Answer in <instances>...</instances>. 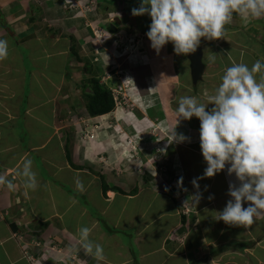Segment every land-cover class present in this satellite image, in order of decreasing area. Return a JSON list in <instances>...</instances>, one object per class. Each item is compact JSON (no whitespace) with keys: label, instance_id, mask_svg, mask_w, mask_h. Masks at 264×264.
Segmentation results:
<instances>
[{"label":"crops","instance_id":"obj_1","mask_svg":"<svg viewBox=\"0 0 264 264\" xmlns=\"http://www.w3.org/2000/svg\"><path fill=\"white\" fill-rule=\"evenodd\" d=\"M63 5H86L87 14L85 16L83 10L81 16L72 8L63 16ZM140 5L141 0H0V39L9 42L8 56L0 59V264H70L74 258L86 264H134L133 254L123 239L133 228L140 264H208L207 259L212 255L213 248L230 243L224 242L213 248L209 244L215 238L214 232L222 234L232 226L224 223L214 231L210 227L211 222L214 223L218 218V212L232 199L228 195L230 184H240L235 175H228L227 169L214 177L201 179L202 182L199 179L193 204L196 209H200L199 203L203 206L200 221L198 220L200 223L197 225L190 217L191 213L181 211L178 206H171L164 194L143 189L137 184L136 190L129 192L122 185L117 187L116 181L107 179L104 181L109 187L107 191H99L98 186L92 191L94 179L90 174L92 170H96L92 163L105 162L101 155L106 157V152L111 156L112 152L120 153L115 146H118L119 140L125 139L121 137L122 133L131 137L124 128L133 129L137 134L135 143L147 149L149 143L158 137L157 133L151 131L155 125L152 118L147 117L144 121L140 118L136 120L133 116L129 119L132 125L121 118L118 121L119 129H96L101 133L99 141L92 139L89 133L83 135L80 122L66 131L70 135L69 140L66 136H57L54 124L48 125L49 122L56 121L58 116L57 121L60 122V115L63 116L66 111L65 106L68 104L62 106V100L57 99L64 98L62 95L68 93L66 90L72 83L85 78V74L79 70L81 78L76 76L74 81L70 74L72 70L67 68L72 67L71 57H89V53L95 49L97 37H94L91 30L93 25L103 31L105 27L115 25V32L110 31L112 34L120 31L140 33L145 46L142 45L140 51L149 58L144 69L151 66V60L155 63V57L159 60L158 63L161 59L165 60L162 64L166 63L167 75H172L169 70L173 63L183 59L190 67L187 54L177 55L172 43L159 53L152 48L151 41L145 35L150 30L151 17L132 14V9L139 8ZM57 25L64 29V40L59 38L55 29ZM226 27L227 35L224 38L201 39L200 46L203 48V61L206 65L202 79L203 90L218 86L233 60L243 61L251 67L258 59L264 58V17L245 20L234 15L233 22ZM60 30L58 31L61 32ZM50 31L56 34L52 35ZM47 38L54 43L53 51L45 47ZM75 39L77 48L79 42L82 43L76 55L72 52V45L67 46V42H74ZM59 42L60 46H55ZM67 64L70 65L66 66ZM211 65L215 66L213 71ZM209 94L207 96H211ZM212 107L214 105H209V110ZM151 108L152 105H149L150 112L153 111ZM111 112L91 116L90 119L96 122L104 120L100 126L105 127L107 121L103 116H108ZM193 118L188 120V132L182 133L189 138L184 143L195 145L194 151L198 158L192 164L193 167L190 165V170L191 174L193 169L198 171V174L195 172L193 175L199 178L203 177L207 163L200 147L201 122L198 119L196 125ZM21 121L24 123V131L17 133ZM143 129L148 130L144 136L139 133ZM62 137L65 143L62 142ZM27 138L29 149L38 157L35 154V157L31 156L29 150L23 149ZM68 146L74 151L76 159L72 155L69 158L66 149ZM36 158L41 160L42 167L38 166ZM28 160L32 162L31 171L36 177L35 189L26 187L28 178L23 175L24 164ZM135 166L130 168L137 169ZM43 167L45 173L41 172ZM46 177L55 178L57 184ZM97 179V184L103 187L104 182L100 177ZM124 179L122 181L125 185L132 183L128 178ZM8 182L14 188L10 189ZM65 186L86 195L94 203L92 205L105 214L116 228H112V234L100 226L98 219ZM198 196L201 198L197 200ZM210 196L214 198L209 199ZM248 203L250 202H245L244 206L247 207ZM211 208L214 211H210ZM162 224L165 228L161 232L159 228ZM82 227L90 228L89 239L103 247V259L98 260L86 253L78 231ZM191 237L196 244L192 245ZM177 238L180 240L179 245L175 241ZM214 260L216 258L211 257L210 263H214Z\"/></svg>","mask_w":264,"mask_h":264},{"label":"rangeland","instance_id":"obj_2","mask_svg":"<svg viewBox=\"0 0 264 264\" xmlns=\"http://www.w3.org/2000/svg\"><path fill=\"white\" fill-rule=\"evenodd\" d=\"M72 8H75L77 12H79V15L82 14L83 10L85 12V16L87 14L86 5H77L76 7H73L72 5H63V16H65L66 12H68L67 10H70ZM54 27L55 26H53L52 28L54 29ZM105 28L106 29L103 31V29H101L100 27H96V25H93V29L91 30L94 33V37H97V41L95 43V49L89 53V57H71V62L73 63H71V65L74 68L70 66L67 69H69L70 71L72 70L70 74L72 77H74V81L76 76L78 78H81L79 70L83 72V75L85 74V78L72 83L71 87L66 90L68 91V93L62 95L64 96V98L57 99L62 100V106H65L66 103L68 104L65 106L66 111L63 113V116L60 115V122L57 121V119L59 118L58 116L55 119L56 121H54L53 123L49 122L48 125L54 124L57 136L59 138L61 136H66L69 140L70 135L66 131H69L71 126H76V123L80 122V129L82 130L83 135L89 133L92 139L96 138V140L99 141L101 139V133H98L96 129H116L118 128V121H120L119 119L121 118H123L125 121L130 122L131 125L132 122L129 121V119L133 118V116L136 118V120L140 118L144 121H146L147 117L150 119L152 118L155 121V125L153 128H151V131L157 133L159 138L157 137L156 139H154V142H150V146L147 149H143L141 144L138 145V143H135V136L137 134L135 131H133V129L124 128L123 130H125L126 132L128 131L131 137L125 136V133H122L123 136L121 137H125V139H122L121 141L119 140L118 146H115L116 148H118V150H120V153L115 154L112 152L111 156L108 152H103L105 153L106 157H102L104 155H101V159L106 160L105 162H89L92 163L96 168V170H92V173L91 170L90 172L88 171L89 173H91L90 177L94 179V183L92 185L93 187H91V189L93 188L92 191H94L96 189V186H98L99 191L104 190L103 187H100L97 184L99 180L97 178L100 177L101 181H107V179H111V182L116 181L118 186H112L120 187L119 185H122L121 187L124 186V188L128 189L129 192H134L136 190L135 184L141 186V188L143 189L148 188L150 190L158 191L159 193L165 195V199L169 204H171V206H178V209H180L181 211L184 210L189 214L191 213L192 215L190 214V217L195 221L197 225L200 223L199 216L203 205L199 203L201 207L200 209H196L193 204L195 203L194 197L196 196L195 193L197 192V188L193 185L192 181L198 178L193 174L195 172L196 174H198V171H195L193 169V174H191L192 171L190 170V165L195 164L198 155H195L196 152L194 151V144L173 141L174 137L172 133L176 126V131L178 134H183L182 131L188 132L186 127L188 125V120L179 119L177 116L176 109L178 108L179 99L182 96H190L192 94L198 99L200 95L201 98L203 97V99H200L206 101L205 93H207L208 95L211 92L212 94L210 93L209 95H213L215 89L219 85L211 90H203L202 87L204 81L202 82L201 80L198 83L200 85L198 87V84L193 83L192 75H190L191 69L189 67V64H187L186 60L184 59L180 62L173 63L171 69L169 70L171 71L172 75H167V72H165L166 63L162 64V61L164 62L165 60L161 59L160 63H158L159 60H156L157 57H155V63L153 62V60H151V66H149L147 69H144L143 66L149 63V58L145 53L140 51L142 49V45L144 46V43L142 41L143 36L140 33L137 34L133 31H120L116 34H112L109 30V27ZM55 29L59 33L60 40H64V29L59 25H57ZM57 29H61L60 31L62 33ZM50 34L54 35L56 33L50 31ZM45 43V47H48L50 51H53L54 43L52 42V40H50V38H47ZM60 44L61 43L59 42L55 44V46H60ZM69 44L72 45V52H74V55H76L77 49H80L82 43L79 42L78 48L76 39L74 40V42H67V46ZM25 53L28 52L25 51ZM176 61H179V58H177ZM69 65L70 64H67L66 66ZM27 66L29 67L30 65ZM158 67H160L159 72ZM210 68L213 71L215 66L211 65ZM73 69L76 70L74 71ZM94 79L100 80V83L105 86L112 85L111 90L114 93V110L108 116H103L105 117V122L107 121L105 127L100 126V123H104V120H101L100 122L91 120V115L87 110V103L89 101V98L87 97V95H85L83 87L86 84L92 85ZM221 82L222 79L220 80V83ZM142 85H144L145 87L141 88ZM205 90L207 92H205ZM114 95H116V99ZM149 105H152L151 109H153V111L151 112L150 109H148ZM192 121L197 125V121L199 120L198 118L194 117ZM86 123H88L89 125H86ZM23 124L24 123L21 121L19 126L17 127V133H22L24 131ZM52 126L50 127L52 128ZM147 131L148 130L143 129V131H139V133H142L141 135L144 136L145 132ZM91 133L93 134L91 135ZM61 140L63 143H65L64 138ZM25 142L26 145L23 147V149L29 150L31 156L35 157L36 154L28 147V138ZM113 145H115L114 142ZM138 148L143 149V151H140ZM66 149L69 158L70 155H72L73 159H76V157H74V151H72L71 147L68 146ZM135 151H138V153ZM108 154L110 155V157H108ZM189 158H192V160H190ZM36 159L37 164L40 167L42 165V162L41 160H39V158ZM142 159L144 160V163H142ZM132 166H135V168L137 169L132 170L130 168ZM136 170L138 172H136ZM41 172L45 173L44 167L41 168ZM93 173H96L97 175L95 176ZM181 177H183V185L179 184V180ZM46 178L52 183L54 182L55 184H57V180L55 178ZM124 178H128V180H131L132 183H130L129 185H125V182L123 183L122 181V179L125 180ZM200 181L202 182L201 179ZM123 192L126 191L123 190ZM77 200L82 206H86V204L91 206H86L88 211L92 215L95 214L94 216L95 218L97 217L96 219H98L100 226L105 231L112 234L111 230L107 226H105L102 219L106 220L109 227L116 229L113 223L109 221L105 214H103L100 210L96 209L93 206L94 203H91V200H89L86 195L78 193ZM90 208H93L95 211H97L98 214H100V217L98 218V215H96L97 212L90 211ZM209 210L214 211L213 208ZM206 221L210 222V220L208 219ZM224 223L225 222H223L222 220L218 221L217 219H215L214 223L211 222L210 227H212L214 231L217 228L219 229ZM164 228L165 225L162 224L159 230L162 232ZM135 235V228H133L130 231V234L123 239L125 241L124 244L128 249L131 250V253L133 254V263L140 264L141 259L139 248L136 245V240L134 239ZM214 235L215 238H213V240L209 243L210 247L212 248L217 247L219 246V244H223L224 242L235 243L254 241V243L251 247L244 250L230 249L228 251H225V253L223 252L217 256L210 255L207 259L208 264H264V218L255 220L251 225L239 227L229 226L222 232V234L214 232ZM187 240L189 241L190 239ZM175 241L176 244L179 245V238L175 239ZM193 241L194 240L191 237L192 245L196 244L193 243ZM211 257L216 258V260H214V263H210ZM69 259L72 260V258ZM70 264L86 263H83L81 260H76V258H74L70 262Z\"/></svg>","mask_w":264,"mask_h":264},{"label":"clouds","instance_id":"obj_3","mask_svg":"<svg viewBox=\"0 0 264 264\" xmlns=\"http://www.w3.org/2000/svg\"><path fill=\"white\" fill-rule=\"evenodd\" d=\"M132 14L151 17L150 30L145 35L157 53L172 43L180 55L195 52L202 38L226 37V26L233 22L234 15L245 20L264 17V0H141ZM8 54L9 42L0 39V59ZM205 96L206 101L182 96L176 109L179 119L196 117L201 122L200 147L207 167L203 177L192 183L199 188V179L214 177L227 169L228 175H235L240 184H230L228 195L232 199L216 219L232 226L251 225L264 218V58L251 67L233 60L214 94ZM209 105L214 107L209 110ZM176 128L173 141L189 140ZM31 165V160L25 162L23 175L28 178L26 187L35 189ZM179 184L183 185V177ZM8 187L12 189L14 185L8 182ZM245 202H250L247 207ZM78 231L86 253L103 259V247L89 239L91 229L82 227Z\"/></svg>","mask_w":264,"mask_h":264},{"label":"trees","instance_id":"obj_4","mask_svg":"<svg viewBox=\"0 0 264 264\" xmlns=\"http://www.w3.org/2000/svg\"><path fill=\"white\" fill-rule=\"evenodd\" d=\"M109 30L111 32H115V29H113L111 26H109ZM93 81L94 82L91 86H88L87 84L84 86V93L89 98V101L87 103V110L89 114L91 116H99V115H103V114L111 112L115 106L113 92L111 88L107 85L105 86L101 84L100 80L94 79ZM87 87L90 89V91H87ZM65 188H67L71 193H73V195L75 196L78 195V192L73 191L68 186H65ZM103 189L104 191H107L109 189L108 185L105 182L103 184ZM87 205L88 204H86V206ZM90 209H91L90 211L92 212L95 211L93 208H90ZM96 215H98V218L100 217V214H98V212L96 213ZM102 221L104 222L105 226H107L110 230H112V228L108 226L105 219H102ZM253 243L254 241H244V242H235V243L225 244L223 246H220L217 249H213L211 254L212 256H217L231 248L244 250L246 248L251 247Z\"/></svg>","mask_w":264,"mask_h":264},{"label":"water","instance_id":"obj_5","mask_svg":"<svg viewBox=\"0 0 264 264\" xmlns=\"http://www.w3.org/2000/svg\"><path fill=\"white\" fill-rule=\"evenodd\" d=\"M115 25L112 26V28ZM188 58L190 60L191 75L194 84H197L203 78L205 70V63L203 61V48L199 45L195 52L189 53Z\"/></svg>","mask_w":264,"mask_h":264},{"label":"built area","instance_id":"obj_6","mask_svg":"<svg viewBox=\"0 0 264 264\" xmlns=\"http://www.w3.org/2000/svg\"><path fill=\"white\" fill-rule=\"evenodd\" d=\"M112 92H113V91H112ZM113 94H114V93H113ZM114 96H115V99H116V98H117L116 95H114Z\"/></svg>","mask_w":264,"mask_h":264},{"label":"flooded vegetation","instance_id":"obj_7","mask_svg":"<svg viewBox=\"0 0 264 264\" xmlns=\"http://www.w3.org/2000/svg\"><path fill=\"white\" fill-rule=\"evenodd\" d=\"M83 90H84V87H83Z\"/></svg>","mask_w":264,"mask_h":264}]
</instances>
